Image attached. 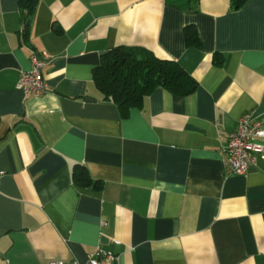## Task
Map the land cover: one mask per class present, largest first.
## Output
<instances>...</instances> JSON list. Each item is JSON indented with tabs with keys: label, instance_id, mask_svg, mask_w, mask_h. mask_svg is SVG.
Listing matches in <instances>:
<instances>
[{
	"label": "crops",
	"instance_id": "obj_1",
	"mask_svg": "<svg viewBox=\"0 0 264 264\" xmlns=\"http://www.w3.org/2000/svg\"><path fill=\"white\" fill-rule=\"evenodd\" d=\"M24 21L0 0V264L99 248L116 264H264V158L227 174L224 152L243 113L264 120V0H38ZM124 47L176 61L195 90L157 87L123 115L93 73ZM43 51L48 89L25 93Z\"/></svg>",
	"mask_w": 264,
	"mask_h": 264
},
{
	"label": "trees",
	"instance_id": "obj_2",
	"mask_svg": "<svg viewBox=\"0 0 264 264\" xmlns=\"http://www.w3.org/2000/svg\"><path fill=\"white\" fill-rule=\"evenodd\" d=\"M245 0H232L238 8ZM38 0H19L22 20L27 24ZM188 44H197L195 30L187 29ZM94 82L103 99L113 101L125 115L131 107H139L155 88L161 87L177 95L185 96L196 88L195 81L173 60L160 59L151 51L140 47L114 48L107 52L94 68ZM73 180L79 187L95 186L85 168L75 165Z\"/></svg>",
	"mask_w": 264,
	"mask_h": 264
},
{
	"label": "built area",
	"instance_id": "obj_3",
	"mask_svg": "<svg viewBox=\"0 0 264 264\" xmlns=\"http://www.w3.org/2000/svg\"><path fill=\"white\" fill-rule=\"evenodd\" d=\"M29 58L31 67L20 72L17 88L25 93L39 95L48 89L41 70L48 62L49 55L44 51L39 54L32 52ZM224 152L228 165L227 174H243L257 158H264V120L257 119L251 112L243 113L236 128L228 135ZM50 264L63 263L52 261ZM68 264H116V256L111 251L99 248L85 263L74 260Z\"/></svg>",
	"mask_w": 264,
	"mask_h": 264
}]
</instances>
